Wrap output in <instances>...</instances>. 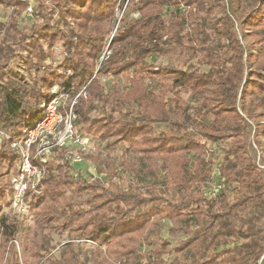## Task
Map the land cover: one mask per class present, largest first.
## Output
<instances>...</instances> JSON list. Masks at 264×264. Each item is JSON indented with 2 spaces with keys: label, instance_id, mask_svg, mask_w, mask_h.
I'll use <instances>...</instances> for the list:
<instances>
[{
  "label": "trees",
  "instance_id": "trees-1",
  "mask_svg": "<svg viewBox=\"0 0 264 264\" xmlns=\"http://www.w3.org/2000/svg\"><path fill=\"white\" fill-rule=\"evenodd\" d=\"M117 1L51 0L54 5L49 8L40 0L33 11L43 17L48 12L50 22L17 42L27 60L13 54L11 43L0 41V123L9 133L34 126L41 117L40 103L52 96L54 84L73 94L85 86L90 98L105 105L98 77L124 74L129 84L123 97L110 109L103 108L101 116H90L95 108L90 98L80 97L74 109L88 133L103 141L114 138L142 153L151 175L144 187L131 182L121 187L100 178L90 181L70 174L73 153L62 160V149L55 147L41 191L30 195L28 202L36 227L49 226L51 231L69 227L77 236L73 238L90 239L97 245L98 264H110V259H133L137 264H264V169L249 154L251 139L255 137L261 148L259 137L264 136V0H128L138 17L120 18L109 43L111 53L95 72ZM0 5L14 12L4 28L8 38L9 31H16L14 15L30 7V0H0ZM165 6L172 8L166 16ZM232 17L241 31L246 29L249 42L242 43ZM165 36L208 69L191 63L182 67L147 62L153 53H167L162 48ZM56 38L63 41L65 57L56 66L39 64L50 56L42 41ZM11 56L25 60L27 76L16 61L9 63ZM181 91L202 97L200 106L190 112ZM159 123L167 130L155 132ZM203 138L212 143L230 140L217 169L225 186L234 184L236 196L231 201L225 187L214 198L200 191L201 185L211 182ZM80 158L97 160L84 154ZM158 159L163 176L156 172ZM15 162L17 155L3 141L0 201L6 204ZM66 189L88 193L72 200L64 195ZM181 215L195 216L200 225L170 227L171 237L187 234L168 250L175 253L174 260L162 257L164 246L139 254L147 228ZM232 217L239 218V225L230 221ZM16 229L15 217L0 214V264L6 247H13ZM22 244L29 264H63L48 257L50 250L36 235Z\"/></svg>",
  "mask_w": 264,
  "mask_h": 264
},
{
  "label": "rangeland",
  "instance_id": "rangeland-1",
  "mask_svg": "<svg viewBox=\"0 0 264 264\" xmlns=\"http://www.w3.org/2000/svg\"><path fill=\"white\" fill-rule=\"evenodd\" d=\"M40 0H30V7L32 11L26 9L25 11L22 10L19 13H16L14 16L16 22V31H9V37L6 38L4 28H6V23L9 17L14 14L11 8L1 6L0 5V41H5L7 43H11L12 46L15 48L14 53H20L25 60H27L28 54L27 52L23 51L19 48L18 43L24 35H32L33 30L36 27L45 25L48 21L50 14L46 13V17H43L36 13L34 7L39 4ZM45 3L46 6L50 8L53 6V2L51 0H41ZM128 0H118L115 11L113 16L108 21L106 26V33H105V42L102 47L101 52L99 53L96 59V66L95 72L100 67L101 62L106 59V57L111 53V49L109 48V43L111 38L113 37L116 29L119 27L120 18L122 16L128 15L131 18H137L138 13L131 10L129 4L127 5ZM123 2V3H122ZM227 0H225V3ZM47 8L45 11L49 10ZM168 8V7H167ZM166 6L164 7V15H168V11L172 8L169 7L168 9ZM180 8L183 9L181 6ZM249 8V7H246ZM229 11L230 8H229ZM58 18L57 13L53 14V20ZM233 18V17H232ZM235 28L239 33V37L242 43L249 42L251 37L246 35L247 31L244 29L241 31V27L238 22L233 18ZM5 24V25H2ZM163 44L162 48L167 51L165 55L153 53L146 58L147 62H150L154 65H166L168 63H173L177 66L185 67L188 63L193 64L199 70H207L208 65H201L196 62L198 57L190 58L188 51L184 46L177 45L175 42L169 38L163 37ZM43 48L47 53H50V56L46 60L38 61L41 65L50 64L51 66H56L62 59L65 57V51L63 47L62 39L56 38L51 43H47V41H42ZM13 56V55H12ZM10 58L9 63L15 64L18 67V70L22 72L24 75L27 76V72L25 70V60L23 59H14ZM154 71L157 69L154 68ZM94 72V74H95ZM37 80H39V75L37 76ZM99 84L101 86V93L104 96V100H106V104L100 103L95 98L89 97V92L83 86L74 94L68 92L67 95H63L62 103H64L63 107L60 109L62 115H65L69 112L70 104L75 99L76 95L80 93L78 98H76L75 103L73 104V112L76 115L74 120V128L73 133L78 136L81 141L86 142L84 149L80 148L79 143L69 142L66 147H60L63 151V158L68 155V153L74 154H84V155H91L92 157H97V160L94 161L93 159H83L79 158L76 161L73 159L71 160V167L69 169V173L72 175L81 176L87 180H93L95 178H100L106 183L115 182L118 183L121 187H126L129 182L131 183H138L141 186H146L151 182V175L149 174L150 171L147 169L148 160L143 158V154L140 152L132 151L129 148L127 143L122 142H114V138L106 141L101 140L98 137L94 136L91 133H88L83 128V123L80 120L78 114L74 109V105L79 100L80 97L90 98L92 102L95 104V108L91 110L90 116L91 117H99L103 113L104 109H110L112 103L116 100L122 98L124 92L126 91V87L128 86L127 78L124 74L121 75H103L98 77ZM28 84L30 81L28 80ZM85 91V94L83 92ZM51 93H62L61 88L56 83L50 88ZM114 93V95H113ZM168 96H171L168 94ZM181 98L185 101L186 104L190 107L189 111L193 112L196 108H198L201 104L202 97H197L192 95V93L181 91L180 92ZM102 104L104 107H102ZM125 111V108L121 109ZM66 112V113H65ZM211 118V114H207V119ZM60 129V126H58ZM0 130L4 131V133L8 132L0 123ZM158 130H167V128L159 123L155 125L154 131L157 132ZM9 133V132H8ZM261 148H259L256 144L255 137H253L249 144V154L255 158V160L259 163V165L264 169V136L260 135L259 137ZM5 141L4 138L0 136V144ZM203 142H206V149L204 153V157L210 162L211 168V182L207 184H203L200 186V191L203 193H207L213 186L219 182V175H218V166L222 161L223 156V147L230 142V140H225L222 142L212 143L210 141H206V139H202ZM7 147L11 150V148ZM15 153L13 150H11ZM54 155V149L52 153L47 157V164L49 159ZM192 153H190V156ZM192 158V156H191ZM61 159H58L55 164H58ZM13 165L14 168H16ZM158 164V168L156 172L161 176L164 175L165 169L160 167V160H156ZM113 167V168H112ZM47 168V167H46ZM15 170V169H14ZM48 170V169H47ZM12 171V170H11ZM13 172H11L12 174ZM10 174V176H11ZM228 200L231 201L236 196V191L234 189L233 183H227L226 186ZM87 191L84 192H72L70 189H66L64 191V195L70 197L72 200L82 199L87 196ZM171 193L173 196L178 195L177 191L171 189ZM11 194V193H10ZM38 194V193H37ZM10 195L7 197V201H9ZM30 201V198L27 202ZM252 210H250V213ZM0 214L10 215L17 219V229L12 241L13 247L8 245L3 251L2 256V264L6 262L8 264H29L28 262L24 261V251H23V244L24 240H27L28 236L36 235L38 239L43 242L46 247L50 250V254L48 257L60 259L63 264H98L97 262V245L95 242L91 241L90 239H83V238H73L77 237L74 232L70 230L69 227H65L64 229H57L55 231H51L49 226H38L36 227L35 220L33 215L30 213L29 204L26 205L25 210L20 213H14L12 207L9 203H4L0 201ZM62 221V219H59ZM230 221L236 225H239V218L232 217ZM186 225H189L191 228H194L198 224L197 218L195 216H187L181 215L174 219H162L157 220L152 226L147 228L143 232V239L138 245L139 254L150 253L149 250L154 248H159L164 246L166 252L162 255V257L167 261H172L175 258L174 252H169L168 250L174 246L177 241L183 240L187 237L185 233H179L177 237H171L169 234V229L171 226H175L176 228H181ZM81 237V236H80ZM6 261V262H5ZM146 261V256L142 257V262ZM42 260L40 259L38 263H41ZM110 264H137L136 261L133 259H125L122 261L110 259Z\"/></svg>",
  "mask_w": 264,
  "mask_h": 264
},
{
  "label": "built area",
  "instance_id": "built-area-1",
  "mask_svg": "<svg viewBox=\"0 0 264 264\" xmlns=\"http://www.w3.org/2000/svg\"><path fill=\"white\" fill-rule=\"evenodd\" d=\"M27 9L32 11L31 7ZM67 93L53 92L48 100H42L41 117L34 126L22 129L18 134L4 133L0 130V136L7 141L8 146L17 155L16 168L10 176L12 191L9 197V204L16 214L25 210L30 195L41 191L42 180L47 173V157L55 147H66L69 142H78L81 149L85 147L86 142L81 141L73 133L76 115L72 108L80 93L71 102L69 112L62 115L60 111L64 105L62 97ZM79 158V154L73 153L71 160L76 161ZM224 186V178L220 177L219 182L213 184L207 193L214 198Z\"/></svg>",
  "mask_w": 264,
  "mask_h": 264
}]
</instances>
